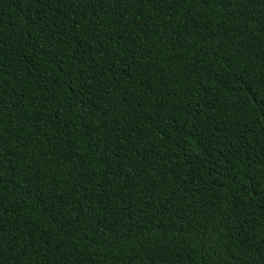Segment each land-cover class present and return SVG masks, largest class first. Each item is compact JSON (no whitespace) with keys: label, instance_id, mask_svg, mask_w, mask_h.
Listing matches in <instances>:
<instances>
[{"label":"trees","instance_id":"trees-1","mask_svg":"<svg viewBox=\"0 0 264 264\" xmlns=\"http://www.w3.org/2000/svg\"><path fill=\"white\" fill-rule=\"evenodd\" d=\"M0 264H264V0H0Z\"/></svg>","mask_w":264,"mask_h":264}]
</instances>
